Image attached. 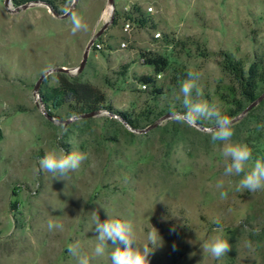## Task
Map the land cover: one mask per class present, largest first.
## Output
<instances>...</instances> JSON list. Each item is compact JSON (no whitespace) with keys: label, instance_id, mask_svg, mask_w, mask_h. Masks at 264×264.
I'll return each mask as SVG.
<instances>
[{"label":"rangeland","instance_id":"obj_1","mask_svg":"<svg viewBox=\"0 0 264 264\" xmlns=\"http://www.w3.org/2000/svg\"><path fill=\"white\" fill-rule=\"evenodd\" d=\"M54 2L56 11L0 0V264H76L67 246L77 241L90 264H111V241L94 256L93 211L102 221L107 212L130 220L141 243L155 227L162 244L151 264H264V190L235 191L242 176L223 175L213 124L187 122L176 98L180 72H199L201 99L232 119L233 142L252 149L246 170L264 158V109L233 116L241 99L223 71L224 54L246 72L264 67V0H114V13L109 0H74L88 24L76 34L61 18L67 0ZM62 77L97 87L105 95L99 112L83 117L75 103L45 104L41 94ZM57 144L88 154L67 177L39 169ZM49 220L63 231L49 232ZM217 234L231 245L218 260L201 247Z\"/></svg>","mask_w":264,"mask_h":264},{"label":"clouds","instance_id":"obj_2","mask_svg":"<svg viewBox=\"0 0 264 264\" xmlns=\"http://www.w3.org/2000/svg\"><path fill=\"white\" fill-rule=\"evenodd\" d=\"M73 7L74 0H67L63 8L70 19L71 32L76 34L80 31H87L88 24L82 16L72 11ZM200 75L197 71L189 70L187 77L181 81L179 94L176 97L178 100H181L182 97L181 102L186 109L184 114L186 121L192 124L199 121H209L213 124L210 129L212 140L220 141L223 144L222 155L225 161L223 175L226 177L242 176L235 185L236 192L242 193L247 190L250 193H255L264 190V158H256L252 167L246 170L249 161L253 160L252 149L246 143L233 142L234 126L232 119L222 114L216 103H209L207 100L201 99L204 93L198 85ZM87 158L88 154L81 151L73 150L66 154L57 144L56 147L46 151L44 156L39 158L38 164L41 171L51 173L53 177H67L69 173L79 169L82 162ZM223 187L224 182L218 181L216 188L222 189ZM227 196V192H220L221 199H226ZM92 221L94 231L98 233L94 256H104L109 241H111L114 246L110 253L111 264H151L150 256L162 244V238L155 227L147 232L145 242L141 243L130 220L110 217L107 212V219L102 221L98 212L93 211ZM214 223L218 225L216 231L222 233L223 229L219 227V221H214ZM47 228L49 232L63 231V224L49 220ZM246 244L251 246L250 241ZM201 247L204 253L217 260L231 250L228 239L221 234L203 242ZM67 249L70 256L76 259V264H90V258L81 253L79 241L68 244Z\"/></svg>","mask_w":264,"mask_h":264},{"label":"trees","instance_id":"obj_3","mask_svg":"<svg viewBox=\"0 0 264 264\" xmlns=\"http://www.w3.org/2000/svg\"><path fill=\"white\" fill-rule=\"evenodd\" d=\"M15 7H22L32 3H43L50 6L53 10H57L54 0H11ZM115 14V22L117 20ZM129 19H132L131 17ZM135 23L144 25L143 21L135 18ZM151 65H163L162 60H149ZM223 71L229 74L236 85V92L241 99V102L236 104V110L233 116L245 111L249 106L255 103L264 93V67L254 65L246 72L242 63L231 59L227 54H224ZM180 75L185 79L187 74L180 72ZM145 81L148 82L146 79ZM44 103H51L54 108H60L66 103H75L78 106V113L87 115L98 112L105 103V95L92 85L81 84L74 82L68 78H61L59 85L41 94ZM48 108V106H46ZM264 109V99L252 110ZM129 121V126L138 130V125L129 119L127 114H123ZM202 125V121L197 122ZM2 133L0 131V140Z\"/></svg>","mask_w":264,"mask_h":264},{"label":"water","instance_id":"obj_4","mask_svg":"<svg viewBox=\"0 0 264 264\" xmlns=\"http://www.w3.org/2000/svg\"><path fill=\"white\" fill-rule=\"evenodd\" d=\"M8 1V0H7ZM109 3H111V5H112V13H114V0H109ZM39 4H43V3H40L39 2ZM26 6H28V5H26ZM26 6H24V7H26ZM54 14L55 15H57L55 12H54ZM68 15L66 14V15H64V16H61V18H65V17H67ZM111 21H113V14H112V19H111ZM108 25H109V23H107V24H105L104 25V27L101 29V31L98 33V36H100L102 33H103V31L108 27ZM94 41L95 40H92L91 41V43H90V46L94 43ZM86 57H87V54H86V56H85V59H86ZM264 99V93L260 96V98L255 102V103H253L251 106H249L246 110H245V113L246 112H248L249 110H251L252 108H254V107H256L262 100ZM99 112V111H98ZM98 112H95V113H91V114H87V115H83V117H92L93 115H95L96 113H98ZM195 125H197V126H199L201 129H203V130H206V128H204V127H202V126H200L199 124H195ZM128 127L131 129V130H135V129H133L132 127H130L129 125H128ZM211 129V128H210ZM136 131H138V132H142V130H136Z\"/></svg>","mask_w":264,"mask_h":264},{"label":"built area","instance_id":"obj_5","mask_svg":"<svg viewBox=\"0 0 264 264\" xmlns=\"http://www.w3.org/2000/svg\"><path fill=\"white\" fill-rule=\"evenodd\" d=\"M149 11H152V8H149ZM125 30L128 31V32L131 30V24L130 23H127L125 25ZM156 37L157 38L160 37V34H156ZM94 45H95V42L90 47L92 48ZM122 46L126 47V44H122Z\"/></svg>","mask_w":264,"mask_h":264},{"label":"bare ground","instance_id":"obj_6","mask_svg":"<svg viewBox=\"0 0 264 264\" xmlns=\"http://www.w3.org/2000/svg\"><path fill=\"white\" fill-rule=\"evenodd\" d=\"M109 4H111V3H109ZM108 9L111 10L112 9V5H109Z\"/></svg>","mask_w":264,"mask_h":264}]
</instances>
